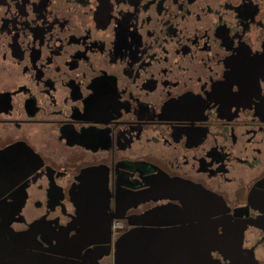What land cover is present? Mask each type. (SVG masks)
<instances>
[{
  "label": "flooded vegetation",
  "instance_id": "af4514ba",
  "mask_svg": "<svg viewBox=\"0 0 264 264\" xmlns=\"http://www.w3.org/2000/svg\"><path fill=\"white\" fill-rule=\"evenodd\" d=\"M263 208L264 0H0V222L33 261L118 264L125 234L215 226L264 264Z\"/></svg>",
  "mask_w": 264,
  "mask_h": 264
},
{
  "label": "water",
  "instance_id": "95a60500",
  "mask_svg": "<svg viewBox=\"0 0 264 264\" xmlns=\"http://www.w3.org/2000/svg\"><path fill=\"white\" fill-rule=\"evenodd\" d=\"M93 174L94 172H91L89 176ZM96 186L97 188L83 191L82 202L85 209L101 207L103 209L107 204V197L103 195L105 190H102L101 184L96 183ZM196 200V215L199 218L205 212L204 205L201 204L204 200L198 195ZM213 215L214 211L204 217L210 220ZM8 219L9 216H5V219L0 222V229L4 235V237L0 236V240L4 241L5 250L13 254L14 249L20 245L21 264H40L33 261L34 254L27 251L28 246L25 245L27 235L15 233L10 228ZM233 231L231 227H227L222 236L215 226L209 229L197 226L196 241L191 247L188 244L169 245L160 237L145 238L142 231L125 234L118 242V264H222L219 260L214 259L213 252H218L226 259H230V264H259L252 258L240 261L241 243L236 245ZM237 239L241 240V233ZM164 258L165 260H163Z\"/></svg>",
  "mask_w": 264,
  "mask_h": 264
}]
</instances>
